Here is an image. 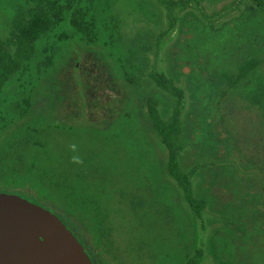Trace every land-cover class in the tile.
I'll return each instance as SVG.
<instances>
[{
	"label": "rangeland",
	"instance_id": "1",
	"mask_svg": "<svg viewBox=\"0 0 264 264\" xmlns=\"http://www.w3.org/2000/svg\"><path fill=\"white\" fill-rule=\"evenodd\" d=\"M92 1L100 37L114 26L118 40L86 46L62 24L43 43L55 64L33 81L30 114L0 131V193L58 217L94 264H184L198 251L199 264H264V126L235 80L250 59L264 79V0ZM25 2L0 0V36ZM160 77L182 91L178 163L198 216L147 115L150 98L163 121L176 106Z\"/></svg>",
	"mask_w": 264,
	"mask_h": 264
},
{
	"label": "trees",
	"instance_id": "2",
	"mask_svg": "<svg viewBox=\"0 0 264 264\" xmlns=\"http://www.w3.org/2000/svg\"><path fill=\"white\" fill-rule=\"evenodd\" d=\"M254 1V10H260L261 2ZM92 4V0H26L23 6L15 10L7 25L6 34L0 36V101L5 88L13 81L17 86L15 93L22 96L17 102L10 103L11 118L0 126L1 132L25 119L33 109L31 85L38 76L46 74L55 64L53 46L48 44L50 47H46L47 49L41 48L55 29L65 24L68 29L63 33V38L78 40L86 46L99 45L103 42L110 49L118 40L114 26L107 29L109 34L106 35V39L100 37ZM251 16L256 17V12ZM39 48L43 50L39 51ZM258 66L259 61L256 59L244 61L238 68L235 80L243 81L240 91L249 107L260 113L261 123L264 126V79L257 77ZM226 80L227 83H231L229 78ZM156 83L164 91L176 96V106L169 119L163 121L157 109V102L150 98L147 100V115L153 131L167 151L169 176L182 189L190 209L198 216L204 205L202 201H195L192 198L189 180L181 172L178 163V156L182 150L179 139L182 91L171 81L161 77ZM25 84L30 86V89L22 92L21 90L24 91L26 87ZM1 113L0 111V115ZM97 231L101 236L103 235L100 229ZM201 256L202 253L198 251L193 259H189L184 264H199Z\"/></svg>",
	"mask_w": 264,
	"mask_h": 264
},
{
	"label": "water",
	"instance_id": "3",
	"mask_svg": "<svg viewBox=\"0 0 264 264\" xmlns=\"http://www.w3.org/2000/svg\"><path fill=\"white\" fill-rule=\"evenodd\" d=\"M0 264H91L58 217L17 195L0 193Z\"/></svg>",
	"mask_w": 264,
	"mask_h": 264
},
{
	"label": "clouds",
	"instance_id": "4",
	"mask_svg": "<svg viewBox=\"0 0 264 264\" xmlns=\"http://www.w3.org/2000/svg\"><path fill=\"white\" fill-rule=\"evenodd\" d=\"M77 148H78V146L75 145V144H70V145H69V149H70L72 152H76V151H77ZM70 162H72V163H81L82 161H81L80 157H78V156H73V157L71 158Z\"/></svg>",
	"mask_w": 264,
	"mask_h": 264
},
{
	"label": "flooded vegetation",
	"instance_id": "5",
	"mask_svg": "<svg viewBox=\"0 0 264 264\" xmlns=\"http://www.w3.org/2000/svg\"><path fill=\"white\" fill-rule=\"evenodd\" d=\"M65 226V225H64ZM67 228V227H66ZM68 229V228H67ZM71 232V231H70ZM73 233V232H72ZM71 233V234H72ZM74 234V233H73ZM72 234V235H73ZM75 238H76V240L78 241V243L81 245V247L83 248V251H84V253L86 254V256L88 257V259H89V261H90V263L91 264H94V262L92 261V259H91V257H90V255L87 253V251H86V249H85V247L83 246V244H81V242L78 240V238L75 236V234L73 235Z\"/></svg>",
	"mask_w": 264,
	"mask_h": 264
}]
</instances>
